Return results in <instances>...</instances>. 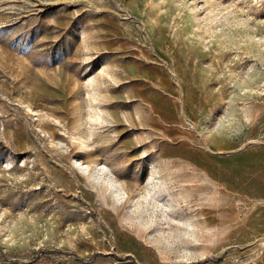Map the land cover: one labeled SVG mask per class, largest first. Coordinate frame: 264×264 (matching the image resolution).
<instances>
[{
  "label": "rangeland",
  "instance_id": "374dc122",
  "mask_svg": "<svg viewBox=\"0 0 264 264\" xmlns=\"http://www.w3.org/2000/svg\"><path fill=\"white\" fill-rule=\"evenodd\" d=\"M0 264H264V0H0Z\"/></svg>",
  "mask_w": 264,
  "mask_h": 264
}]
</instances>
